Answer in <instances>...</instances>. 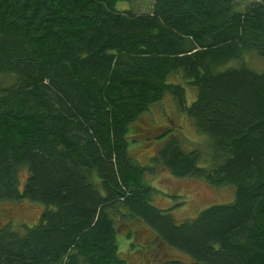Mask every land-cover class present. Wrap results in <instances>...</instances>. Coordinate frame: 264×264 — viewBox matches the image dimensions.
Listing matches in <instances>:
<instances>
[{
	"label": "trees",
	"instance_id": "trees-1",
	"mask_svg": "<svg viewBox=\"0 0 264 264\" xmlns=\"http://www.w3.org/2000/svg\"><path fill=\"white\" fill-rule=\"evenodd\" d=\"M118 1L0 0V200L43 206L0 227V264H264V69L248 62L264 0ZM166 92L208 135L206 164L171 124L133 125ZM161 171L234 199L176 223L150 202Z\"/></svg>",
	"mask_w": 264,
	"mask_h": 264
},
{
	"label": "rangeland",
	"instance_id": "rangeland-1",
	"mask_svg": "<svg viewBox=\"0 0 264 264\" xmlns=\"http://www.w3.org/2000/svg\"><path fill=\"white\" fill-rule=\"evenodd\" d=\"M153 1H118L116 7L118 9H131L135 13H144L151 10ZM235 1L237 4L243 5L248 0ZM248 62L249 66L255 70L264 69V60L255 55H251ZM194 96L195 88L186 86L185 100L187 105L193 100ZM145 122H152L157 126L171 124L176 128V132L180 134V137L183 138V140L181 139L183 147L188 150L196 147L200 148L204 154L200 160V164L204 165L207 163L209 151L207 147L208 135L197 130L193 119L174 101L173 96L169 92H166L159 102L152 103L149 110L142 114L133 125H141ZM127 139H130V137ZM145 141L128 142L129 154L141 164H147L149 157L153 153L151 145L142 144ZM25 174V170L20 173L19 177L21 180L24 179ZM152 180L153 183L151 184L155 187L156 191L150 202L161 209L169 208L176 223L195 218L202 209L212 204L229 203L233 201L235 196L233 185L213 186L200 180L176 178L167 171L159 172ZM173 195L177 196L174 197ZM42 210V204L30 202L26 199H19L17 201L0 200V227L8 222L11 223L13 228L17 229H21L20 227H23L22 224L26 226L33 225L37 222ZM117 237L120 241V251L122 250L124 253L127 250L126 238H123L120 234ZM168 250L169 254L166 255V259L178 256L175 250ZM132 264L139 263L134 261Z\"/></svg>",
	"mask_w": 264,
	"mask_h": 264
}]
</instances>
